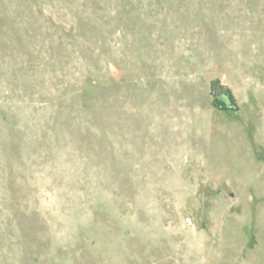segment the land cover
Listing matches in <instances>:
<instances>
[{
	"label": "rangeland",
	"instance_id": "1",
	"mask_svg": "<svg viewBox=\"0 0 264 264\" xmlns=\"http://www.w3.org/2000/svg\"><path fill=\"white\" fill-rule=\"evenodd\" d=\"M0 264H264V0H0Z\"/></svg>",
	"mask_w": 264,
	"mask_h": 264
},
{
	"label": "trees",
	"instance_id": "2",
	"mask_svg": "<svg viewBox=\"0 0 264 264\" xmlns=\"http://www.w3.org/2000/svg\"><path fill=\"white\" fill-rule=\"evenodd\" d=\"M222 100L221 98H219V101ZM222 102V101H221ZM221 108H224L223 105L220 106Z\"/></svg>",
	"mask_w": 264,
	"mask_h": 264
}]
</instances>
